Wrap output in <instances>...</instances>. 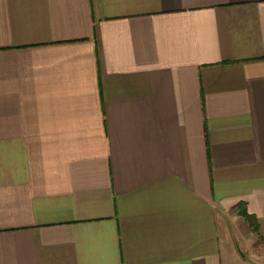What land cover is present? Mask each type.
Segmentation results:
<instances>
[{
	"label": "crops",
	"instance_id": "crops-1",
	"mask_svg": "<svg viewBox=\"0 0 264 264\" xmlns=\"http://www.w3.org/2000/svg\"><path fill=\"white\" fill-rule=\"evenodd\" d=\"M239 232L264 0H0V264H264Z\"/></svg>",
	"mask_w": 264,
	"mask_h": 264
},
{
	"label": "rangeland",
	"instance_id": "rangeland-1",
	"mask_svg": "<svg viewBox=\"0 0 264 264\" xmlns=\"http://www.w3.org/2000/svg\"><path fill=\"white\" fill-rule=\"evenodd\" d=\"M228 225H234V222L230 216L227 217ZM232 244L235 250L243 256H249L250 258L262 259L264 258V240L259 236H252L239 233H234Z\"/></svg>",
	"mask_w": 264,
	"mask_h": 264
},
{
	"label": "trees",
	"instance_id": "trees-1",
	"mask_svg": "<svg viewBox=\"0 0 264 264\" xmlns=\"http://www.w3.org/2000/svg\"><path fill=\"white\" fill-rule=\"evenodd\" d=\"M240 214H242L245 217V219L248 222V224L251 227V229L252 230H255L257 226H256V222H255L253 216H251L250 214H248L245 211V209H243L242 207H241V210H240Z\"/></svg>",
	"mask_w": 264,
	"mask_h": 264
}]
</instances>
